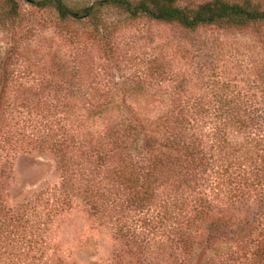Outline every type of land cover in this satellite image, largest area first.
<instances>
[{"label":"trees","instance_id":"1","mask_svg":"<svg viewBox=\"0 0 264 264\" xmlns=\"http://www.w3.org/2000/svg\"><path fill=\"white\" fill-rule=\"evenodd\" d=\"M21 1L54 12L65 43L142 23L264 25V0H0L1 27L20 22ZM9 53L0 61V264H77L51 249L55 222L78 204L112 232L115 264H264V96L260 106L237 96L156 112L75 108L61 90L70 79L16 77L12 56L25 54ZM33 151L56 158L60 183L15 199V161Z\"/></svg>","mask_w":264,"mask_h":264},{"label":"rangeland","instance_id":"2","mask_svg":"<svg viewBox=\"0 0 264 264\" xmlns=\"http://www.w3.org/2000/svg\"><path fill=\"white\" fill-rule=\"evenodd\" d=\"M20 4V22L0 26V61L16 46L25 57L13 54V61L19 62L14 76L31 79L55 72L58 79H70V85L61 87L64 93L75 94L68 98L70 107L103 105L156 112L173 106H219L217 97L237 96L255 98L257 106L263 104L264 25L248 30L206 27L191 32L172 25L142 23L111 30L107 39L80 31L65 43L53 33L54 12L36 10L26 1ZM107 16L110 20L117 17L115 13ZM38 22L51 23L52 27L47 30ZM31 28L34 36L29 39L16 35ZM27 60L31 70L24 69ZM54 62H67L69 68H52ZM80 94L89 99L82 100ZM15 174V199L41 186L52 188L61 180L57 160L48 152L19 156ZM111 233L78 204L55 222L51 251L54 248L58 255L77 264H115Z\"/></svg>","mask_w":264,"mask_h":264}]
</instances>
